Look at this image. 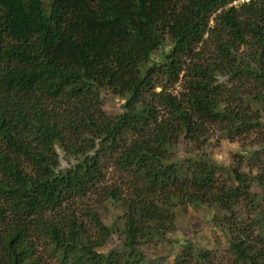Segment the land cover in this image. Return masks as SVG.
Here are the masks:
<instances>
[{"label":"trees","instance_id":"1","mask_svg":"<svg viewBox=\"0 0 264 264\" xmlns=\"http://www.w3.org/2000/svg\"><path fill=\"white\" fill-rule=\"evenodd\" d=\"M263 106L264 0H0V264H154L144 246L181 243L178 204L229 234L231 264H264L252 175L173 153L209 124L260 127ZM89 194L122 215L105 224ZM210 258L184 243L172 264Z\"/></svg>","mask_w":264,"mask_h":264},{"label":"rangeland","instance_id":"2","mask_svg":"<svg viewBox=\"0 0 264 264\" xmlns=\"http://www.w3.org/2000/svg\"><path fill=\"white\" fill-rule=\"evenodd\" d=\"M152 57L154 61L158 60L160 52L153 53ZM179 90V83L170 88V91L173 93H177ZM122 101V99L113 96L108 91H104V112L109 115L119 113L122 108ZM245 102L247 103L246 99ZM261 114L264 117V106L262 107ZM262 122L260 127L251 129L249 132H247L248 129H242L239 133L241 128H233L232 131L235 134L232 135L227 130H222L216 125L209 124L207 125L208 133H205L208 137L206 141L195 143L194 141L183 139L178 143L179 145L173 150V153L179 159H205L206 157H211L217 162L232 164L239 167V170L250 173L252 175L250 193L260 205H263L264 200L262 196L264 187L257 189L255 185L257 180L254 178L256 174L263 173L261 171H264V153H257L264 141V120ZM235 126L240 125L237 124ZM254 153L256 155L255 159L248 157ZM104 173L105 179L103 183L107 184L113 183L123 176L122 173H119L112 167L106 168ZM84 202H87L88 206L97 207L102 220L107 225L113 223L117 215H122L124 211L121 206L117 205L115 207L109 201L100 204V197L98 195L89 194ZM175 209L178 211L177 220L175 230L173 229L170 235L173 238L181 240V243L176 248L177 251L182 252L184 243H188L194 253H199L202 250L210 255V259L216 261L217 264H231L229 262L230 236L212 223H208V211L205 208L195 209L191 204H178ZM151 243L156 244L157 242ZM117 244L119 246L122 244V238L114 235L108 240L104 248H112ZM144 250L151 256L150 262L154 264H172L177 255V251H170L169 244L144 246ZM190 264L197 263H193L191 260Z\"/></svg>","mask_w":264,"mask_h":264}]
</instances>
